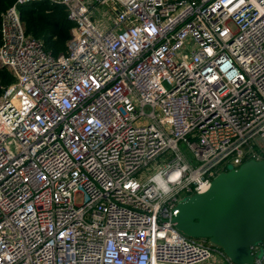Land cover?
Wrapping results in <instances>:
<instances>
[{
    "label": "built area",
    "instance_id": "2783aa9c",
    "mask_svg": "<svg viewBox=\"0 0 264 264\" xmlns=\"http://www.w3.org/2000/svg\"><path fill=\"white\" fill-rule=\"evenodd\" d=\"M41 1L74 24L58 57ZM0 33V264H234L175 218L264 159V0H16Z\"/></svg>",
    "mask_w": 264,
    "mask_h": 264
},
{
    "label": "water",
    "instance_id": "95a60500",
    "mask_svg": "<svg viewBox=\"0 0 264 264\" xmlns=\"http://www.w3.org/2000/svg\"><path fill=\"white\" fill-rule=\"evenodd\" d=\"M179 210L175 221L184 235L209 240L234 264H255L253 249L264 243V159L218 175Z\"/></svg>",
    "mask_w": 264,
    "mask_h": 264
},
{
    "label": "trees",
    "instance_id": "16d2710c",
    "mask_svg": "<svg viewBox=\"0 0 264 264\" xmlns=\"http://www.w3.org/2000/svg\"><path fill=\"white\" fill-rule=\"evenodd\" d=\"M15 3L16 0H0V22L2 14ZM18 8L28 35L42 40L46 51L55 57L66 53L67 42L74 26L68 20L66 7L41 1L19 5ZM14 81L12 73L0 67V96L4 87L11 85Z\"/></svg>",
    "mask_w": 264,
    "mask_h": 264
},
{
    "label": "rangeland",
    "instance_id": "374dc122",
    "mask_svg": "<svg viewBox=\"0 0 264 264\" xmlns=\"http://www.w3.org/2000/svg\"><path fill=\"white\" fill-rule=\"evenodd\" d=\"M180 148L186 149L187 147L184 144H180ZM189 157L191 158L190 155H189ZM79 202H82V196L79 197ZM259 257H261V258L263 257V252L259 254Z\"/></svg>",
    "mask_w": 264,
    "mask_h": 264
}]
</instances>
